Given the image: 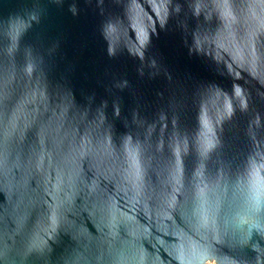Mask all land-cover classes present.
<instances>
[{
	"label": "water",
	"instance_id": "obj_1",
	"mask_svg": "<svg viewBox=\"0 0 264 264\" xmlns=\"http://www.w3.org/2000/svg\"><path fill=\"white\" fill-rule=\"evenodd\" d=\"M88 159L108 181L126 165L105 219L148 240L135 264H264V230L245 225L258 208L264 223V0H0L7 264H98L97 211L64 224L73 162ZM146 171L172 188L157 209L141 199ZM126 181L137 195H118Z\"/></svg>",
	"mask_w": 264,
	"mask_h": 264
},
{
	"label": "clouds",
	"instance_id": "obj_2",
	"mask_svg": "<svg viewBox=\"0 0 264 264\" xmlns=\"http://www.w3.org/2000/svg\"><path fill=\"white\" fill-rule=\"evenodd\" d=\"M13 155H15L13 153ZM74 167L76 169L75 179H76V187L78 188V195L75 198V202H69L68 206L65 209V219L64 224L69 225L70 227H75L76 221L74 219V215L80 212H87V209L92 208L97 211V205L100 202H110L114 195H117L116 185L117 180H123V168L126 167L123 160L118 161L120 165L119 173L116 178L112 181L105 180L103 177H97L96 170L92 165V161L90 159L83 161L73 162ZM39 179L40 177L37 176ZM93 179L100 180V186L96 189L95 192L89 190V184L93 181ZM129 184V190L127 192L121 191L118 195L123 198L127 196H135L137 195V189L134 181H126ZM164 183V182H163ZM139 191L142 193L141 199L152 205L153 209H157L162 205H165L166 202L170 199L169 193L172 192V188L170 185H166L164 183V187H157L154 185L149 178L147 171L143 180L140 182ZM178 199L175 202L174 207H170L169 211H171L175 217L176 212L178 210H182L185 208L186 199L182 200L181 197L184 196L183 193H179ZM80 201L78 204L77 201ZM40 203L32 206L37 207ZM143 207V205H141ZM260 208L255 209L253 212H249V214L255 220V226H250L248 223H245L250 228H258L264 230V223L261 222L258 215L255 213L259 212ZM195 217V216H194ZM97 222L100 224V231L102 233V247L100 249L99 255L96 257L98 264H135L132 257V252L135 249H139L141 244H146L147 239L137 240L135 245L132 246L128 241V227L126 225H121L119 233L113 234L112 228L106 222L104 215L97 214L96 216ZM199 223L197 217H195L194 225ZM122 226L126 228V235L122 233ZM19 230V229H17ZM228 232V224L227 222H221L217 218L215 223L212 226V237L216 240H220L224 238V236ZM76 237L79 239L80 237H88L91 239L90 234H84L81 232L80 228L76 229L75 232ZM53 237H50L48 242ZM12 247V245L8 244L6 241L3 242L2 247H0V258L3 259V264H7L6 254L8 250ZM87 247V245H85ZM127 256L128 259L125 261L123 259L124 256Z\"/></svg>",
	"mask_w": 264,
	"mask_h": 264
},
{
	"label": "snow or ice",
	"instance_id": "obj_3",
	"mask_svg": "<svg viewBox=\"0 0 264 264\" xmlns=\"http://www.w3.org/2000/svg\"><path fill=\"white\" fill-rule=\"evenodd\" d=\"M94 187V186H93ZM95 192V190L93 191ZM168 203H174V201H169ZM109 207H110V204L109 202H100L98 203L97 205V214H102L105 216V218H108V215H109ZM123 221H127V218H123ZM115 221H113L114 223ZM130 226H133V225H130ZM137 261H139V264H143L142 260H140V257H137L136 258Z\"/></svg>",
	"mask_w": 264,
	"mask_h": 264
}]
</instances>
